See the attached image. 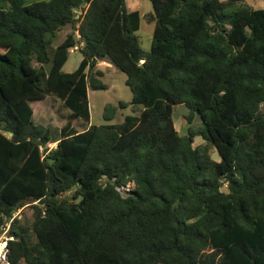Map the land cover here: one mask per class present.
I'll return each mask as SVG.
<instances>
[{
    "label": "trees",
    "instance_id": "obj_1",
    "mask_svg": "<svg viewBox=\"0 0 264 264\" xmlns=\"http://www.w3.org/2000/svg\"><path fill=\"white\" fill-rule=\"evenodd\" d=\"M126 1L0 0V229L31 209L10 221L6 261L264 264V8L149 0L140 14ZM141 18L154 24L148 51ZM76 44L82 59L64 72ZM104 58L131 100L106 103L103 118L139 112L89 124ZM46 91L71 110L55 138L33 121L30 102ZM177 104L199 131L178 132ZM197 132L205 143L193 146Z\"/></svg>",
    "mask_w": 264,
    "mask_h": 264
},
{
    "label": "rangeland",
    "instance_id": "obj_2",
    "mask_svg": "<svg viewBox=\"0 0 264 264\" xmlns=\"http://www.w3.org/2000/svg\"><path fill=\"white\" fill-rule=\"evenodd\" d=\"M26 2L36 0H25ZM243 2L255 9L264 8V0H243ZM126 6L129 10L138 9L141 14L151 11L152 6L149 0H127ZM154 24L152 22H146L143 18L140 20L138 30L135 32L140 39L141 46L145 50H149L151 46V37ZM72 28L65 26L59 32V38H63L65 35L70 33ZM82 59L80 51H70L68 58L62 70L64 72L73 71ZM36 66L39 64L34 63ZM97 68L101 70V80L105 84V88L100 89H88V105H89V124H105V123H118L122 121L123 117L127 114H136L139 112L138 107L127 105L125 108H117L115 116L112 120L106 121L103 118V109L106 103L117 105L118 101L130 102L131 91L125 84L126 75L120 71L114 64L106 58L98 61ZM33 108V121L35 123H41L50 128L52 138L59 136V129L63 126L67 120L68 115L71 113L70 108L64 105V103L56 96L48 93L42 99L33 100L30 102ZM190 115V110L183 104H177L173 106L172 119L175 128L181 135L187 134L188 126H192L193 129L199 131L200 119L193 113L191 120L188 122L187 117ZM72 125L77 129L81 130L88 126L87 122L83 119H76L72 121ZM205 141L202 138L200 132H197L193 139V146L204 144ZM55 143H50L49 146H54ZM209 153L214 160H218V154L215 147H209ZM21 221L24 219L31 218V209L25 207L20 210L17 216ZM0 264H8L7 262H0ZM23 264V263H22Z\"/></svg>",
    "mask_w": 264,
    "mask_h": 264
},
{
    "label": "built area",
    "instance_id": "obj_3",
    "mask_svg": "<svg viewBox=\"0 0 264 264\" xmlns=\"http://www.w3.org/2000/svg\"><path fill=\"white\" fill-rule=\"evenodd\" d=\"M82 13H84V11H82L81 7L74 9L75 18H79V20ZM80 45L81 44L74 45L73 47H71L70 51H78ZM19 211L20 209L16 211L13 214V216L9 219V221H7L5 225L2 226L0 229V262H7L6 261L7 241L9 239H12L11 236H8V228L10 221L12 220L13 217L18 216Z\"/></svg>",
    "mask_w": 264,
    "mask_h": 264
},
{
    "label": "water",
    "instance_id": "obj_4",
    "mask_svg": "<svg viewBox=\"0 0 264 264\" xmlns=\"http://www.w3.org/2000/svg\"><path fill=\"white\" fill-rule=\"evenodd\" d=\"M7 134L11 135V132L8 131Z\"/></svg>",
    "mask_w": 264,
    "mask_h": 264
},
{
    "label": "crops",
    "instance_id": "obj_5",
    "mask_svg": "<svg viewBox=\"0 0 264 264\" xmlns=\"http://www.w3.org/2000/svg\"><path fill=\"white\" fill-rule=\"evenodd\" d=\"M138 10V9H137ZM140 12V11H139ZM141 14V13H140ZM97 65H98V63H97Z\"/></svg>",
    "mask_w": 264,
    "mask_h": 264
}]
</instances>
